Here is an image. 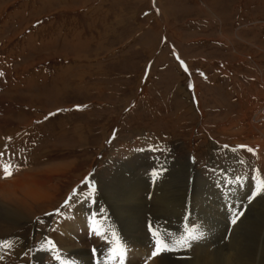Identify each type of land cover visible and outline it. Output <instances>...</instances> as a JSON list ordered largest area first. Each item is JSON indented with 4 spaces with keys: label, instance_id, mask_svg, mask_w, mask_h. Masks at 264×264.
Wrapping results in <instances>:
<instances>
[{
    "label": "rangeland",
    "instance_id": "obj_1",
    "mask_svg": "<svg viewBox=\"0 0 264 264\" xmlns=\"http://www.w3.org/2000/svg\"><path fill=\"white\" fill-rule=\"evenodd\" d=\"M263 106L264 0H0V183L35 174L59 186L16 227L0 202V255L8 264H57L52 236L85 196L80 212L97 219L107 245L87 247L90 264H145L129 261L123 223L104 198L124 169L122 178L141 186L131 235L151 241L152 255L158 242L167 246L154 257L193 261L203 236L189 219L188 164L229 210L228 233L211 244L225 248L263 189L243 180L262 173L258 147L244 136L255 141ZM70 161L68 171L44 172ZM168 203L185 205L179 217ZM45 245L53 249L38 258Z\"/></svg>",
    "mask_w": 264,
    "mask_h": 264
},
{
    "label": "bare ground",
    "instance_id": "obj_2",
    "mask_svg": "<svg viewBox=\"0 0 264 264\" xmlns=\"http://www.w3.org/2000/svg\"><path fill=\"white\" fill-rule=\"evenodd\" d=\"M262 116H264V106L261 108L258 107L256 121L251 125V131L257 133L255 141H251V137L249 136H244V139L252 145V148L254 146L258 147L256 155L259 159L262 173L256 178L245 175L243 176V180L248 179L245 181L250 184L260 182L263 189L259 193L258 201L256 200L252 203L253 205L249 208V212L239 225L236 228L233 227L232 230L230 229L231 232L229 234H232L231 238L233 239L225 248L222 246L214 251L211 248V244L215 239V241L222 240L226 234L225 232L229 231L227 218L225 216V212H229V210L225 208L226 206L222 205L219 197H215L216 190L213 189V183L208 184V182H202L200 180V172L194 169L192 164H188V169L194 170L195 177L193 184L194 189L191 190L193 214L189 219L199 223L197 231L203 236L198 243L200 253L193 261L175 262L174 260H167L163 257L164 255L154 257L149 248L151 247V241L131 235V232L135 230L137 224L134 218L137 214L139 215L140 212V201L136 199V194L141 190V186L139 183L128 184L130 181H135L137 177L131 180H128L127 177L122 178L124 169L116 171V175L113 177L114 182L105 186L104 198L113 210L112 212H114L119 219V222L123 223L124 228H122V232L124 236H121V241L129 253V261L135 263L143 261L145 264H264V130L259 127L260 118ZM238 127L240 128L239 123ZM225 131L227 132V130ZM243 134H246V132L243 131ZM248 143L246 144L249 145ZM249 154H251V152ZM235 156L236 155H234V157ZM236 157H238V153ZM73 162L75 161L52 164L44 168V172L48 174L47 176L58 175L60 172H65V170L69 169ZM126 164L127 162L123 167ZM131 164L127 165L128 168ZM225 171H229L228 173L232 176V179L235 177L232 168ZM1 172L0 169V173ZM33 175L35 174H26L8 183H0V202L7 205L4 214L5 217H8L13 223L10 227H16L25 213H35L33 209L31 210L30 204L40 205L42 203H49L54 198L52 194L58 192V185H53L52 183L46 184L44 182L38 183V181L32 178ZM224 196L227 197L228 201L230 197H232L231 199L235 197L231 194H225ZM88 202L89 200L86 199L85 196H79L74 201L73 205L65 210L59 222L56 234L52 236L54 239V245H52V247L54 251L56 250L57 252L55 255L56 259H58L57 264H67L66 261H70L73 264H90L91 257L87 247H89L90 244H96L97 247L99 245L107 247L102 241L103 237L101 240L98 239L99 236L97 237L96 232L100 227H98V223L96 222L97 219L96 221L94 220L95 218L90 220L89 215L80 212L84 206L89 208ZM173 205L175 204L168 203L165 206L167 209L172 208L174 211H179V217L185 205L181 207H175ZM85 215L87 217H85ZM67 218H69V220L66 223ZM103 231L102 229L99 231L101 236H104ZM88 232H90L91 236L87 234ZM106 241L107 243L111 242L108 236ZM41 247L36 250L38 258H41L43 252L47 251L46 248H50L51 246L45 245L43 248ZM0 264H8L1 255Z\"/></svg>",
    "mask_w": 264,
    "mask_h": 264
},
{
    "label": "snow or ice",
    "instance_id": "obj_3",
    "mask_svg": "<svg viewBox=\"0 0 264 264\" xmlns=\"http://www.w3.org/2000/svg\"><path fill=\"white\" fill-rule=\"evenodd\" d=\"M249 151H252V149H249ZM10 165H6V166H4V171H5V173H6V175H11V171L9 170L10 169ZM193 239H195L196 237H192ZM165 250H167V246L165 245V247L164 248H161L160 246H159V242H158V245H157V248H156V251H154L153 252V255H157L159 252H161V251H165Z\"/></svg>",
    "mask_w": 264,
    "mask_h": 264
}]
</instances>
